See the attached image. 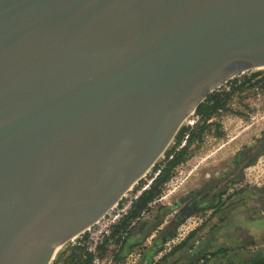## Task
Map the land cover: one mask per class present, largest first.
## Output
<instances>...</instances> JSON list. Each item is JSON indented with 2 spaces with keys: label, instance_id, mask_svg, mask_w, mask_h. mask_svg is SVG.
<instances>
[{
  "label": "water",
  "instance_id": "95a60500",
  "mask_svg": "<svg viewBox=\"0 0 264 264\" xmlns=\"http://www.w3.org/2000/svg\"><path fill=\"white\" fill-rule=\"evenodd\" d=\"M259 67L264 0H0V264H50Z\"/></svg>",
  "mask_w": 264,
  "mask_h": 264
},
{
  "label": "rangeland",
  "instance_id": "374dc122",
  "mask_svg": "<svg viewBox=\"0 0 264 264\" xmlns=\"http://www.w3.org/2000/svg\"><path fill=\"white\" fill-rule=\"evenodd\" d=\"M257 73L264 76V67L232 79ZM228 82L211 93L229 90ZM212 121L136 224L125 255L112 261L104 256L103 264H200L209 254L203 264L264 259V80L236 91ZM173 146L174 140L166 152ZM166 152L151 172L164 164ZM73 247L72 241L63 244L50 264H62ZM218 249L225 252L213 255Z\"/></svg>",
  "mask_w": 264,
  "mask_h": 264
},
{
  "label": "trees",
  "instance_id": "16d2710c",
  "mask_svg": "<svg viewBox=\"0 0 264 264\" xmlns=\"http://www.w3.org/2000/svg\"><path fill=\"white\" fill-rule=\"evenodd\" d=\"M259 76L260 73H257L252 76V78L242 81L238 78L232 79L228 82L230 83L229 90L210 93L205 100L197 106L196 111L201 116V120L196 128L192 130L187 144L179 150H176L183 140L184 130H180L175 137L174 146L171 150L166 152L167 159L164 162V167L160 174L153 180L150 187L141 194L138 200L134 202L129 213L113 228L111 237L115 243L119 245L118 254H116L114 258L118 260L120 257L122 258L120 254L125 255L127 243L132 238L134 228L141 223L142 215L149 210L150 204L162 195L164 186L171 179L174 170L185 162L190 146L200 140L208 130L213 128L215 125V122L212 121L213 117L227 110L231 97L236 91H242L247 84L254 86L256 83L262 82L264 76ZM172 154L174 156L170 159L169 156ZM102 251L105 252L104 247H102ZM221 252H225V250L218 249L213 255ZM84 255V248L75 246L68 254L61 256V258L64 257L65 260L63 259V262H60L62 264H92V255L89 254L87 257H84ZM243 264H264V259L258 255L254 257L253 260L244 262Z\"/></svg>",
  "mask_w": 264,
  "mask_h": 264
},
{
  "label": "built area",
  "instance_id": "2783aa9c",
  "mask_svg": "<svg viewBox=\"0 0 264 264\" xmlns=\"http://www.w3.org/2000/svg\"><path fill=\"white\" fill-rule=\"evenodd\" d=\"M219 87H217L216 89H218ZM200 120L201 116L197 113L196 109H194L185 118L180 127V130H184L183 140L181 144L176 148V150H179L187 144L192 130L196 128ZM173 156L174 155L172 154L171 156H169V158L171 159ZM163 167L164 164H159L158 166H155V169H157L154 172H151L150 169L138 182H136L133 186L126 190L119 201L104 215H102L85 231L69 240L73 242L74 247L78 246L84 248V257H87V255L89 254L92 255V264H103L105 261V257L110 261L113 260L114 251L118 250L119 248V245H117L111 237L113 228L118 225L119 222L129 213L134 202L138 200L141 194L150 187L151 183L160 174ZM148 174L153 175L150 180L146 178ZM102 247H104L105 252L102 251ZM209 259H211V255H205L200 260V264H203Z\"/></svg>",
  "mask_w": 264,
  "mask_h": 264
},
{
  "label": "bare ground",
  "instance_id": "6f19581e",
  "mask_svg": "<svg viewBox=\"0 0 264 264\" xmlns=\"http://www.w3.org/2000/svg\"><path fill=\"white\" fill-rule=\"evenodd\" d=\"M259 68H263V67H259ZM62 246H63V244L60 245V246L57 248V251H58Z\"/></svg>",
  "mask_w": 264,
  "mask_h": 264
}]
</instances>
